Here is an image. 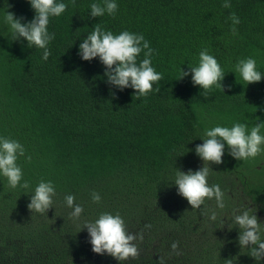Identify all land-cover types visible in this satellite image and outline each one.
I'll return each mask as SVG.
<instances>
[{
  "label": "trees",
  "instance_id": "trees-1",
  "mask_svg": "<svg viewBox=\"0 0 264 264\" xmlns=\"http://www.w3.org/2000/svg\"><path fill=\"white\" fill-rule=\"evenodd\" d=\"M64 2L66 11L50 18L55 39L43 61L42 50L12 41L3 22L7 12L31 21L28 0H0V136L24 146L17 163L30 184L12 189L0 177V264H120L94 253L84 228L104 212L119 214L127 232L142 236L134 241L138 256L121 264H264L252 246L241 249L233 222L249 210L264 223V152L238 161L226 146L222 163H206L208 183L225 194L224 209L214 198L192 208L173 185L177 169L204 166L195 153L204 129L264 122V79L247 85L233 72L238 60L251 57L264 73V0H230V8L223 0H117L116 14L99 18L90 15L93 0ZM98 23L114 34H143L162 76L153 85L159 91H121L107 83L98 58H80L81 40ZM202 49L221 65L223 89L205 92L191 75L180 79ZM41 180L53 182V203L31 212L30 195ZM67 195L83 208L79 218L70 215ZM260 235L264 240V224Z\"/></svg>",
  "mask_w": 264,
  "mask_h": 264
},
{
  "label": "clouds",
  "instance_id": "clouds-1",
  "mask_svg": "<svg viewBox=\"0 0 264 264\" xmlns=\"http://www.w3.org/2000/svg\"><path fill=\"white\" fill-rule=\"evenodd\" d=\"M35 15L27 23L22 22L23 18L16 17L13 13L7 12L3 17V22L7 26L12 41L25 40L29 48L35 47L42 50V60L47 61L50 56L49 44L55 39V34L49 32L48 25L50 18L61 16L68 5L64 0H28ZM222 6L230 8V0H223ZM90 15L99 18L104 15L114 16L118 11L117 0H93L89 5ZM232 21V33L237 35L236 25L240 23L239 17L233 12L230 16ZM78 55L84 61L99 59L105 66L104 75L107 83L124 90L131 88L135 96H146L152 91H159V87L153 88L154 84L162 79L161 73L152 66L151 57L154 49L143 34L130 32L127 30L114 34L111 30H105L100 23L96 24L92 31L81 40ZM144 58L138 60L140 54ZM180 79L191 75L194 86H199L203 91L210 90L213 86L222 87L225 73L208 49L199 52L198 64L190 66V73L182 69ZM239 73L240 78L247 84L261 82L264 73L257 69L254 58L240 59L233 71ZM260 121V118H256ZM202 144L195 147L196 155L204 161V166L198 170H188L187 172L176 170L173 185L177 189V194L187 200L192 208H199L204 204L205 199H215L219 209L225 208V194L218 184H209V168L211 164L222 163L225 154V147L229 149V154L238 161H245L255 158L264 152V122H257L252 127L246 123L234 122L231 127L216 125L203 130ZM25 155L24 146L17 140L0 136V177L5 178L10 188L29 189L30 184L23 178L22 168L17 163L19 157ZM55 186L52 181L41 180L30 195L28 209L33 212L48 211L55 196ZM93 202L99 203L101 196L93 192L91 194ZM74 196L65 197L66 205L72 208L70 215L79 218L83 208L75 204ZM216 213L213 212L210 219L216 220ZM238 233V243L242 248H248L254 258L264 257V240L261 239L260 228L264 223H260L255 214H250L245 210L234 215V221ZM89 235V243L92 251L96 254L105 253L111 255L117 261H127L129 258L138 256V248L134 243L137 239H142L140 234L129 233L126 230L125 221L119 214L108 212L101 213L93 222L85 224ZM83 228V229H84ZM173 250L178 248V244L173 242ZM230 262V260H227Z\"/></svg>",
  "mask_w": 264,
  "mask_h": 264
}]
</instances>
